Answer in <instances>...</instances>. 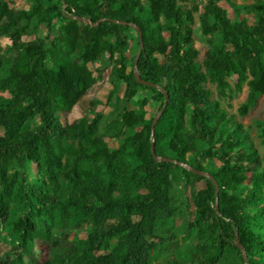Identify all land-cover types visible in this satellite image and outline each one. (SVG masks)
<instances>
[{
  "label": "trees",
  "instance_id": "trees-1",
  "mask_svg": "<svg viewBox=\"0 0 264 264\" xmlns=\"http://www.w3.org/2000/svg\"><path fill=\"white\" fill-rule=\"evenodd\" d=\"M251 1L252 24L229 0H29L25 9L0 0V39L10 41L4 50L0 43V92L8 94L0 95V227L12 244L0 264H150L152 246L173 239L157 230L177 210L171 195L177 173L184 187L191 179L204 185L187 223L193 250L171 264H221L228 257L244 264L236 235L246 263L264 264V169L242 125L206 88L214 85L224 97L229 79L236 77L237 89L245 84L240 116L264 95V0ZM200 11L208 50L199 63L190 25ZM75 17L132 23L142 47L136 32L129 58L134 28L109 21L91 27ZM43 26L48 33L39 38ZM138 52L136 71L155 87L135 81ZM104 54L113 61L111 81L123 85L116 117L103 132L100 113L63 125L58 114L92 87L87 64ZM159 88L169 98L154 126V151L209 173L218 187L216 209L208 178L152 157L150 128L165 101ZM148 101L157 105L150 118ZM261 137L264 143V128ZM106 138L118 145L109 147ZM74 230L84 236L69 239Z\"/></svg>",
  "mask_w": 264,
  "mask_h": 264
},
{
  "label": "rangeland",
  "instance_id": "rangeland-1",
  "mask_svg": "<svg viewBox=\"0 0 264 264\" xmlns=\"http://www.w3.org/2000/svg\"><path fill=\"white\" fill-rule=\"evenodd\" d=\"M9 7L14 9H25L28 6L29 0H6ZM231 4L236 5L239 8V15L245 19L248 24L253 22V13L249 10L248 5L252 3L251 0H229ZM193 2H187L184 4L185 8H191ZM227 12L233 16L232 7L224 1L219 3ZM200 13H194V23L190 25L192 30L191 40L193 46L198 51L196 57L197 62H201L204 58L208 47L200 35ZM211 21V19H210ZM46 28L43 26L37 32V37L43 38L47 34ZM55 31L50 33L52 37ZM166 36V34H163ZM129 36V49L127 50L129 58L133 56L137 50V37L136 31H130ZM211 40L218 42L217 36H211ZM25 40H30L26 38ZM0 43L3 46V50L6 46L10 45V41L7 37H2ZM3 50L1 53L3 54ZM87 67L92 71L94 84L88 90V92L81 98V100L72 108L70 112L59 113V118L63 125L78 122L83 118L91 119L95 114H101L100 132L106 129L107 123L113 120L120 108V100L123 94V85L119 81H111V72L113 67V61L104 54L98 60L93 63H88ZM113 82V84L111 83ZM230 88L226 91L225 96H219L214 85L206 84V88L212 92L211 98L218 100L223 109H225L229 115L234 117V121L242 125V128L247 136V144L249 147L256 151L258 159L260 161V168L264 169V143L262 142L261 129L264 128V95H260L254 104V106L248 110L245 116L238 114L239 106L244 102L247 96V86L241 84L240 89H237L236 77L228 80ZM112 92L111 97L108 98L109 93ZM0 95L8 96L7 92H0ZM130 109H138V106H130ZM157 105L148 101L145 110L146 117L150 118L156 113ZM106 124V125H105ZM106 143L109 147H116L119 140L106 138ZM214 165L217 162L213 163ZM203 166H207L206 162ZM204 185V181H196L191 179L187 187H184V179L177 173L175 181L172 185V203L176 207V212L172 219H170L164 226H160L157 230L159 236H171V241L155 244L150 251V264H171L172 261L177 260L182 262L186 260L188 254L192 252L193 246L196 242V236L194 231L187 232V223L194 220V209L192 207L194 193L201 189ZM84 230V229H82ZM78 230L72 231L70 238L74 236L83 237L84 233ZM6 226L0 227V257L8 253L12 244L9 238L6 236ZM33 253L36 255L37 260L42 261L45 259V252L39 247H35ZM221 264H235L232 257H228L225 262Z\"/></svg>",
  "mask_w": 264,
  "mask_h": 264
},
{
  "label": "water",
  "instance_id": "water-1",
  "mask_svg": "<svg viewBox=\"0 0 264 264\" xmlns=\"http://www.w3.org/2000/svg\"><path fill=\"white\" fill-rule=\"evenodd\" d=\"M75 19L79 22H82L86 25H90L91 27H95L96 25H98L99 23H101L102 21H109L111 23H114V24H118V25H129L131 26L132 28H134L136 30V32L138 33V37H139V41H140V48L142 47V36H141V32L139 31L138 27H136L134 24L132 23H125V22H122V21H119V20H115V19H108V18H103V19H100L98 20L97 22L95 23H91L88 19L86 18H81V17H75ZM138 56H139V52L136 54L135 56V60H134V77H135V81L137 84L139 85H142V86H152V87H155L154 84H150L144 80H142L137 71H136V63H137V59H138ZM160 91L164 92L162 90V88H159ZM164 95H165V101H164V104L163 106L158 110V112L155 114V116L153 117V120H152V124H151V128H150V133H151V144H150V150H151V154H152V157L153 159L156 161V162H167V163H173V164H176L178 166H181V167H185L187 170H189L191 173L193 174H196V175H199V176H202V177H206L208 178L212 184L214 185L215 187V209L217 208V201H218V198H217V195H218V187L216 185V183L214 182V180L212 179L211 175L207 172H204V171H199V170H196V169H193L191 167H188L187 165L183 164V163H180L174 159H171V158H167V157H163V156H158L156 155L155 151H154V147H153V144H152V137H153V131H154V126L155 124L157 123L158 119L161 117V115L163 114L165 108H166V104L168 102V94L164 92ZM235 243H236V246L237 248L241 251V255H242V259H243V262L244 264H247L246 263V254H245V250L244 248L242 247V245L239 243L238 239H237V235H236V238H235Z\"/></svg>",
  "mask_w": 264,
  "mask_h": 264
}]
</instances>
